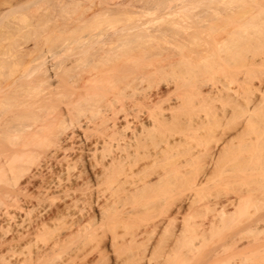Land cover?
Instances as JSON below:
<instances>
[{
  "label": "bare ground",
  "instance_id": "obj_1",
  "mask_svg": "<svg viewBox=\"0 0 264 264\" xmlns=\"http://www.w3.org/2000/svg\"><path fill=\"white\" fill-rule=\"evenodd\" d=\"M261 229L264 0H0V264Z\"/></svg>",
  "mask_w": 264,
  "mask_h": 264
},
{
  "label": "rangeland",
  "instance_id": "obj_2",
  "mask_svg": "<svg viewBox=\"0 0 264 264\" xmlns=\"http://www.w3.org/2000/svg\"><path fill=\"white\" fill-rule=\"evenodd\" d=\"M212 191V190H211ZM213 193L212 192V196H213ZM208 195V198H211L212 196ZM212 211L211 210H206V211H200V212H189L188 214L184 215L186 217H188L189 219H192V220H195V221H198V222H201V223H205L207 222L211 217H212ZM180 216V215H179ZM224 230V229H223ZM226 231L227 229L225 228V231H222L220 234L225 236L226 235ZM228 233L230 232V230L227 231ZM257 232V231H255ZM222 233H225L222 234ZM254 231H249V230H240L238 231V238L237 240L234 238V237H237V236H234L233 238L235 240H233L232 238V242H225V243H228L227 245L224 243V241L227 240H224V237L221 235H217L215 234L211 240V237H210V241H206L204 242V244H202L201 248L197 251V252H193V250H189V245H184V246H181V244L177 245L176 247H174L173 249L175 250V253L174 255H170L169 257H167V259L169 260V264H227L226 262H223V263H214L213 261H207L208 257L210 256L211 252H210V249L212 248H216L217 250H220L217 255L219 256V254L221 253V255L225 256V254H227L228 256H226L227 258H232L233 260H241L243 263H251V264H264V250L261 251L260 249H257V246L254 248L253 246V243L252 245L249 243V247L246 246L245 248V243L246 242H243L245 241L246 239L244 238H252V237H243V235H254L253 234ZM259 234V235H257ZM255 234L257 237L260 236V234H264V230L261 229V231L259 233ZM229 235V234H228ZM242 235V237L240 236ZM260 236L262 238H264L263 236ZM228 238H230V236H226ZM232 237V236H231ZM255 237V236H254ZM255 237V238H257ZM259 237V238H260ZM239 239H242L239 241ZM228 241V240H227ZM236 241V242H235ZM239 242V243H238ZM243 242V244H242ZM231 243H234L233 245ZM240 243H241V246L243 249L239 250L238 248L240 247ZM169 242H168V239H167V235L165 236V234L162 235V237L160 238V241L157 243V245H155L151 252H150V263L152 264H158L157 262L159 260L162 259V257L164 255L167 254V250H168V245ZM232 245V246H229V245ZM247 245V243H246ZM241 248V247H240ZM259 248V246H258ZM226 252V253H225ZM220 257V256H219ZM222 257V256H221Z\"/></svg>",
  "mask_w": 264,
  "mask_h": 264
}]
</instances>
